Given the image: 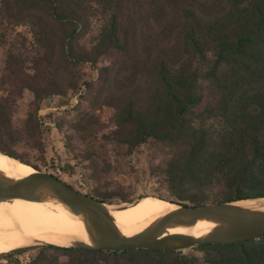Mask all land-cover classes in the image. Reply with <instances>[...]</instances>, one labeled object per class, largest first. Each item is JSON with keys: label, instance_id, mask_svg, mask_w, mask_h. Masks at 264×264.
Masks as SVG:
<instances>
[{"label": "trees", "instance_id": "16d2710c", "mask_svg": "<svg viewBox=\"0 0 264 264\" xmlns=\"http://www.w3.org/2000/svg\"><path fill=\"white\" fill-rule=\"evenodd\" d=\"M83 66L96 77L85 78ZM75 94L114 108L106 141L129 153L162 145L154 168L168 195L157 196L191 205L264 196V0H0V152L41 171L15 147L40 149L42 105ZM83 161L87 194L127 200L106 182L103 161L88 152ZM196 247L207 250L204 264H264V234ZM31 248L39 252L28 264H199L167 249L41 245L0 255Z\"/></svg>", "mask_w": 264, "mask_h": 264}, {"label": "rangeland", "instance_id": "374dc122", "mask_svg": "<svg viewBox=\"0 0 264 264\" xmlns=\"http://www.w3.org/2000/svg\"><path fill=\"white\" fill-rule=\"evenodd\" d=\"M16 31L30 38V32L26 26H19ZM82 72L85 78L96 77V73L88 66H83ZM30 99L31 94L26 91L17 101L15 120L21 121L25 117ZM113 115V107L98 103L91 105L90 101L80 102L78 94L54 96L50 98V102L44 103L38 112L43 131L41 148L37 149L31 144L20 143L15 147V152L35 163L41 171L57 175L72 187L85 193L89 191L92 183L86 175L87 171L84 167L87 163L83 161V155L87 152L95 154L100 161H103L102 164H105L106 182L110 187L120 189L127 198L126 201L107 202L113 205L122 204L149 195L168 201L157 196L168 195L162 177L156 174L154 168L160 162L159 150L162 145L147 141L129 153L125 145L106 141L102 138V134L114 128ZM55 121L60 122L62 133L56 129ZM64 140L68 148L64 146ZM70 149L78 152V159L72 158ZM38 252L39 249L31 248L18 254L0 255V264H28ZM176 252L197 258L199 264H204L202 260L207 250L194 245L176 249ZM59 254L60 252L54 249H45L41 255L57 256Z\"/></svg>", "mask_w": 264, "mask_h": 264}, {"label": "water", "instance_id": "95a60500", "mask_svg": "<svg viewBox=\"0 0 264 264\" xmlns=\"http://www.w3.org/2000/svg\"><path fill=\"white\" fill-rule=\"evenodd\" d=\"M32 168L35 174L22 177H10L0 171V202L16 197L38 202H47L53 198L64 200L85 224L89 241L75 240L67 245L35 241L24 247L43 245L95 250L131 248L176 250L194 245L235 244L264 234V211L247 208L237 204L238 200H234L201 205L174 203L176 208L169 210L138 234L131 236L115 224L107 207V204L112 203L94 198L52 173ZM255 198H264V196ZM130 202L132 201L125 203ZM203 219L215 223V226L204 236L169 232V228L173 225H193Z\"/></svg>", "mask_w": 264, "mask_h": 264}, {"label": "bare ground", "instance_id": "6f19581e", "mask_svg": "<svg viewBox=\"0 0 264 264\" xmlns=\"http://www.w3.org/2000/svg\"><path fill=\"white\" fill-rule=\"evenodd\" d=\"M0 171L10 177L35 174L34 169L0 152ZM238 200L236 203L247 208L264 211V198ZM171 201L154 196H144L130 203L108 205L115 224L124 233L134 236L163 214L176 208ZM215 223L203 219L193 225H173L170 233L206 235ZM75 240L89 241L85 224L67 203L59 198L47 202L16 197L0 202V253L28 246L35 241L67 245Z\"/></svg>", "mask_w": 264, "mask_h": 264}]
</instances>
